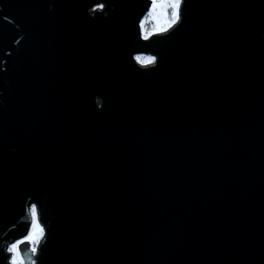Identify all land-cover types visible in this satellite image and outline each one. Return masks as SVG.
Wrapping results in <instances>:
<instances>
[{"label": "water", "instance_id": "water-1", "mask_svg": "<svg viewBox=\"0 0 264 264\" xmlns=\"http://www.w3.org/2000/svg\"><path fill=\"white\" fill-rule=\"evenodd\" d=\"M95 2L0 0V245L37 203V264H264V0L148 48L144 0Z\"/></svg>", "mask_w": 264, "mask_h": 264}, {"label": "snow or ice", "instance_id": "snow-or-ice-1", "mask_svg": "<svg viewBox=\"0 0 264 264\" xmlns=\"http://www.w3.org/2000/svg\"><path fill=\"white\" fill-rule=\"evenodd\" d=\"M144 2L146 12L144 17L138 20V29L139 39L146 42L142 47L148 48L152 43L157 42L154 38L168 39L174 30H178V26H182L186 16V0H144ZM104 8L105 3L94 0L91 11H102ZM149 19L152 21L151 28L145 27L146 21ZM131 59L143 68L158 65L156 55H145L142 52H137L132 55ZM42 210V204H30L27 209L30 224L26 227L24 234L6 246L0 245L2 248L0 259L5 264H37L36 258L43 255L49 235L41 222ZM22 246H25L23 250Z\"/></svg>", "mask_w": 264, "mask_h": 264}, {"label": "rangeland", "instance_id": "rangeland-1", "mask_svg": "<svg viewBox=\"0 0 264 264\" xmlns=\"http://www.w3.org/2000/svg\"><path fill=\"white\" fill-rule=\"evenodd\" d=\"M145 27H147V28L152 27V21L150 19L146 21Z\"/></svg>", "mask_w": 264, "mask_h": 264}]
</instances>
